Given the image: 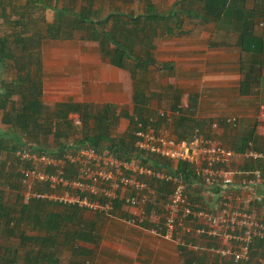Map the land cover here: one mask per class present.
I'll list each match as a JSON object with an SVG mask.
<instances>
[{"label": "trees", "instance_id": "1", "mask_svg": "<svg viewBox=\"0 0 264 264\" xmlns=\"http://www.w3.org/2000/svg\"><path fill=\"white\" fill-rule=\"evenodd\" d=\"M248 1L177 0L169 10H162L153 0H146L143 12H127L115 8L106 16L100 17L92 4H88L72 16L68 7L58 10L54 21L45 27L32 23L28 19L30 16H20L15 20L12 31L0 36V63L5 66L7 61H12L16 73L0 91L2 122L7 124L6 129L0 130V237L5 242L0 243V264H61L59 251L63 247L69 248L73 254L69 264H89L92 249L79 248L76 241L94 244L99 242V235L95 230L84 228V211L88 210L43 197L26 200L22 167L29 164H22L16 155L19 149L57 153L72 145L70 138L77 135L80 138L73 144H88L99 152L107 150L120 158L141 160L155 167L183 174L188 183V196L194 203L206 204L205 192H212L219 187L230 189L229 185L224 184L207 187L190 164L179 162L174 168L171 161L136 148L135 117L145 125L152 124L157 128L161 122L165 123V127L169 124L166 115L159 114L160 117L154 120L157 113L151 107L154 93L145 90V86L138 81V74L151 67L166 71L170 76L174 74L172 62L157 60L156 39L183 36L187 33L184 28L187 19L202 23L232 24L241 29L239 46L242 49L248 50L249 45H253L252 50L255 46H260V51H263L264 35L257 36L253 33L257 15H264V12L259 11L261 0H255L257 3L253 8L247 5ZM38 2L44 4L43 0ZM43 4L41 7H48ZM27 8L30 10L34 7L27 5ZM18 25L21 26L18 28ZM76 32L81 34V39L97 41L106 59L130 72L133 80V115L120 110L113 103L66 101L49 106L43 101L41 45L46 39H72ZM216 44L211 43L212 46ZM248 75H245L246 78ZM180 97L181 94L171 107L181 111L176 124L172 126V133L179 139L189 140L202 122L194 117L195 104L192 100L183 108ZM191 98L195 100L194 96ZM72 114L81 119V125L75 124ZM122 117L129 118L130 125L125 133L120 134L118 127ZM13 190L19 192L15 203L6 198V193ZM36 190L51 191L52 188L48 184H39ZM171 191V183L158 182L157 201H165ZM121 207V202H117L112 212L127 216L128 214L120 213ZM152 207V204L148 206L149 215ZM27 227L36 233H29ZM202 236L211 242L205 241L195 250L186 243L180 246V251L187 260L193 258L194 262L189 260L186 264L199 263L195 261L194 253L198 255L200 250L221 245L217 243V238ZM252 249V259L258 253L263 254L264 240L258 239ZM232 264L240 263L233 261Z\"/></svg>", "mask_w": 264, "mask_h": 264}, {"label": "crops", "instance_id": "2", "mask_svg": "<svg viewBox=\"0 0 264 264\" xmlns=\"http://www.w3.org/2000/svg\"><path fill=\"white\" fill-rule=\"evenodd\" d=\"M122 1L124 0H43V4L38 0H0V36L10 33L15 27V20L20 16H42L45 27L54 21L57 11L64 7L69 8L72 16L82 6L92 4L97 16H106L115 8L126 11ZM260 2L262 6L259 11L264 12V0ZM256 3L255 0H249L247 5L253 8ZM42 4L48 7H41ZM27 5L34 8L29 10ZM262 18L264 15L258 14L255 20L253 33L257 36L264 35ZM185 29L187 33L183 36H173L170 42L174 45L166 48L167 52L163 50L164 47L156 46L157 60L174 64L175 71L172 76H168L166 94L171 103L170 108L181 94L183 108L189 105L190 100L195 104L194 117L202 122L198 127L203 133L216 132L227 146L234 149H243L249 141H253L257 148L264 150V121L258 118L260 107L264 104V49L260 51V46H255L252 50L253 45H249L248 50L242 49L239 46L241 29L227 22L202 23L198 20V28ZM75 34L72 39H46L41 45L43 101L49 106L66 101L113 103L120 110L133 115V80L130 72L106 59L97 41L81 39L79 32ZM212 42L217 44L212 46ZM13 74L12 61H7L5 66L0 63V91L4 89L5 83L13 79ZM246 74H249L248 78ZM129 103H133L130 110L127 108ZM176 111L174 108L166 112H173V118L181 114V111L179 114ZM159 112L158 115L161 113ZM0 116H3L1 110ZM229 118L234 120L229 121ZM126 122L129 124L130 119L122 117L118 130L123 126L126 128ZM215 122L218 123V128L214 129L212 124ZM4 126L1 122L0 130ZM232 163L233 167H259L264 171V160L254 162L241 157ZM239 181L237 179L230 189L219 187L207 193L208 196L204 193L207 206L213 210L225 194L231 192L234 198L241 197L244 207L264 213V184L257 192L249 193L240 188ZM234 203L238 202L235 200ZM91 213L96 220V229L100 226L102 230L100 233L96 231L99 242L95 245L100 248L93 255L91 264H186L189 260L194 261L193 258L187 260L182 255V242L200 245L205 237L201 236L200 239L195 235L180 233L177 238H165L130 225L119 217ZM120 213L129 214L130 210L125 209ZM209 242L211 241L207 239L206 243ZM217 243L223 245L221 240ZM191 246L189 245L190 248ZM194 256L198 264L233 263L232 258L220 255L194 253ZM250 264H264V253L256 254Z\"/></svg>", "mask_w": 264, "mask_h": 264}, {"label": "built area", "instance_id": "3", "mask_svg": "<svg viewBox=\"0 0 264 264\" xmlns=\"http://www.w3.org/2000/svg\"><path fill=\"white\" fill-rule=\"evenodd\" d=\"M179 113L180 109H177L176 114ZM161 114L168 116L167 127L145 125L135 117V145L140 151L165 158L174 168L179 162L190 164L210 188L218 184L231 187L239 179L240 188L255 193L264 184L261 168L232 166V162L241 157L254 162L264 160V150L257 148L253 141L243 149H234L227 146L216 132L203 133L199 127L195 128L191 139H179L169 127L172 126L173 112ZM73 117L75 124L81 125V119L77 115ZM258 118L264 121V104ZM233 120L229 118V121ZM213 128H218L216 122ZM16 155L23 165L29 164L22 165L28 199L43 197L62 204L78 205L91 212L119 217L130 225L165 238H177L180 233L217 238L223 245L207 250L240 264H247L252 259L255 242L264 240V214L244 207L241 197L234 198L231 192L225 194L213 209L215 211L207 209L204 204L194 203L188 196L184 175L168 168L120 158L107 150L99 152L88 144L72 143L57 153L19 149ZM158 182L172 184V191L161 203L157 201ZM39 184H48L52 190L39 192L36 190ZM117 202H121L122 210H130L127 216L112 212ZM150 204L153 207L149 215ZM189 245L199 248V245Z\"/></svg>", "mask_w": 264, "mask_h": 264}, {"label": "rangeland", "instance_id": "4", "mask_svg": "<svg viewBox=\"0 0 264 264\" xmlns=\"http://www.w3.org/2000/svg\"><path fill=\"white\" fill-rule=\"evenodd\" d=\"M153 1L158 5L159 9L169 10L171 8V6L177 0H153ZM122 3H124L123 8L127 12L139 13V12H143L145 10V8H146L145 7L146 0H124V1H122ZM106 9L107 8H105V10ZM111 9H114V8H111ZM101 11H103V10H101ZM101 13H104V12H101ZM29 20L32 23H38L40 25V27H43L44 23H43L42 16H31V17H29ZM186 27L187 28H196V27L198 28V22L197 21H193L191 19H187ZM186 27H184V28H186ZM10 32H11V30H10ZM172 38H173L172 36L171 37H167V38L159 37V38L156 39L157 40L156 41V46L159 45L161 47H164L163 50H165L167 52L168 49H166V48L171 47V46L174 45L173 43L170 42V40ZM165 51H164V53H166ZM155 52H156V49H155ZM161 55H165V54H161ZM15 74L16 73L14 72L13 78L15 77ZM168 76L169 75L166 73V71L158 70V69H156L154 67H151L149 70L142 71V73L140 72L138 74V81L141 82L142 86H145V90H149V92H153L154 93V96L152 97V100H151V107L157 112H159V111L160 112H166L167 110L169 111L171 109L170 108V106H171L170 104L171 103L169 101V98H167V95H166L167 94L168 78H169ZM149 95H150V93H149ZM132 107H133V103L132 104L129 103L127 105V108L129 110ZM159 117L160 116L158 115V113H156V116H155L154 120H156V118H159ZM178 118H179V115L173 116V118L171 120V121H173L172 122V126L174 124H176V120H178ZM2 121H3L2 117L0 116V123ZM2 124L4 125L5 123L2 122ZM126 124H127V122H126ZM129 125H130V122H129V124H127L126 128H125V126L121 127V129L118 130L119 133L120 134L125 133L128 130ZM163 126H165V123L161 122L160 126L158 128H161ZM172 126L170 125L169 127L171 128V130L173 132ZM212 126H213V124H212ZM6 127H7V124H5V126L2 127V129H6ZM123 128H125V129H123ZM79 138H80L79 136L74 135L73 137L70 138L72 140L71 143H74L75 140H77ZM24 188H25V186H24ZM26 191H27V189L25 188V198L27 200L28 198H27V195H26ZM6 194H7V196H6L7 200H9V202H12V203H15L17 201V199L19 198V192L17 190L10 191L9 193H6ZM205 194H206V196H208L207 192H205ZM204 205H205V207L207 209L212 210V209H210L207 206V204H204ZM213 211H215V210H213ZM256 211L260 215L264 214V213H260L258 210H256ZM92 215H93V213H91L90 211H84V217H83V220L85 221L84 228L93 229V230L97 231L98 233H100L99 231L102 232L100 226L96 229V225H97L96 224V220H95V218L92 217ZM81 226L82 225H80V227ZM27 231L29 233H36V232H34V230L30 229V227H27ZM195 237H198V238L201 239V236L195 235ZM2 239L3 238L0 237V243L1 244H5V242ZM205 241L207 242V238L203 237L201 242L205 243ZM76 244L78 245L79 248L83 247V248H87V249L88 248L92 249V251H91L92 253H91L90 257H89V259H91V263H92V261H93L92 257H93L94 254L98 253L97 251H99L100 247L95 245L94 243H89V242H85V241H82V240L76 241ZM193 250H195V248H193ZM59 252H60V258H61V264H69L70 259L73 258V254H72L71 250L69 248L63 247L61 249V251H59ZM199 252H201L202 254H210L212 256L213 255H216V256L218 255V254H216V253H214L212 251H208V250H200ZM75 259H78V258L76 257Z\"/></svg>", "mask_w": 264, "mask_h": 264}]
</instances>
